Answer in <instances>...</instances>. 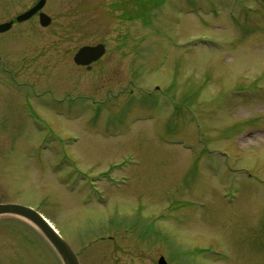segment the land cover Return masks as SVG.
<instances>
[{
	"label": "rangeland",
	"instance_id": "rangeland-1",
	"mask_svg": "<svg viewBox=\"0 0 264 264\" xmlns=\"http://www.w3.org/2000/svg\"><path fill=\"white\" fill-rule=\"evenodd\" d=\"M20 1L0 0V19ZM43 11L75 49L107 50L88 72L60 55L42 76L25 69L37 86L0 92V203L40 211L80 264H264V0ZM84 96L89 110L73 109ZM29 102L49 108L41 120ZM0 264L62 262L32 224L0 215Z\"/></svg>",
	"mask_w": 264,
	"mask_h": 264
},
{
	"label": "flooded vegetation",
	"instance_id": "flooded-vegetation-1",
	"mask_svg": "<svg viewBox=\"0 0 264 264\" xmlns=\"http://www.w3.org/2000/svg\"><path fill=\"white\" fill-rule=\"evenodd\" d=\"M2 5L6 2L7 6H15L20 0H2ZM39 0H26L24 7L22 9H15L11 12H5L7 8L4 9V15H7L5 18L0 19V92L2 90L9 91L16 90L15 86H24L26 89L33 84L37 86V80L35 78H30L29 75L25 74L24 71L26 68H31L35 72L39 73L38 76H42L43 70H47L46 66L50 65V68L54 63L59 62L58 59L61 55L63 58H67V62H72L73 66H77L79 68H83L85 72H88L93 63L100 60L107 50L106 43L104 44L105 52L104 54L96 61L92 62L88 68L87 65H77L74 63L73 58L76 51L84 45L82 44L78 46L76 49L71 46L73 33L65 24L59 23H50L47 25H42L39 22V15L43 11L46 3L48 0H45V3L42 8L38 9L37 11L33 12L28 18L24 20H18L17 16L26 12L27 10L31 9L36 5ZM3 9V8H1ZM46 31V32H45ZM49 35L55 37V40H64L70 42L69 50L68 48L64 50H54L51 49L53 41L52 39L49 42H46L45 38ZM70 32V33H69ZM65 35V38H64ZM61 39H60V38ZM44 38V39H43ZM44 42V43H42ZM63 42V41H59ZM49 43V44H48ZM100 43V42H98ZM69 44V43H68ZM97 44V43H96ZM94 45V44H93ZM57 46V45H56ZM46 54V55H44ZM68 66V65H67ZM16 72V73H15ZM23 74L20 76V74ZM47 74V73H46ZM62 74V73H61ZM33 79V80H32ZM36 84V85H35ZM15 85V86H13ZM5 93V92H4ZM32 99H41L42 92H31ZM20 95V94H18ZM52 99H57L56 96H51ZM80 103H83V107H80ZM73 109L86 111L89 110V102L88 96H84L82 101L76 104L71 105ZM29 110H33L36 113V118L39 120L40 117L37 114L38 111H42L43 109L49 110V108L41 107L39 104L29 102L28 106ZM56 110V109H53Z\"/></svg>",
	"mask_w": 264,
	"mask_h": 264
},
{
	"label": "water",
	"instance_id": "water-1",
	"mask_svg": "<svg viewBox=\"0 0 264 264\" xmlns=\"http://www.w3.org/2000/svg\"><path fill=\"white\" fill-rule=\"evenodd\" d=\"M44 1L45 0H39L34 7L23 14L18 15L17 19L24 20L28 18L33 12L43 6ZM39 22L42 25H47L50 22V17L45 13H40ZM103 53L104 45L102 43L96 45H84L77 50L73 60L76 64L88 65L89 68V64L97 60ZM0 215H13L27 220L41 232L51 247L57 252L63 264H80L76 253L70 247L68 242L60 235L52 223L37 209L16 203H0ZM157 263L166 264L162 256L159 257Z\"/></svg>",
	"mask_w": 264,
	"mask_h": 264
}]
</instances>
